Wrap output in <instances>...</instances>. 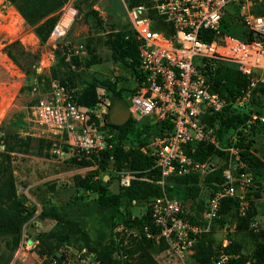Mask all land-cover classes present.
<instances>
[{
    "label": "rangeland",
    "instance_id": "374dc122",
    "mask_svg": "<svg viewBox=\"0 0 264 264\" xmlns=\"http://www.w3.org/2000/svg\"><path fill=\"white\" fill-rule=\"evenodd\" d=\"M252 3V8L264 15V0ZM64 5L70 6L75 15L64 38L52 43L48 36L40 40L8 0H0V186L9 178L21 207L31 214L21 226L15 250H10L7 237L0 236V264H51L50 257L55 258L54 264H78L81 259L87 264H98L97 255L101 251L110 254L117 264H130L137 256L131 254L133 244L140 239L136 220L146 213L150 200L130 202L118 193L116 206H104L98 201V192L89 189L92 182L103 184L107 177L112 180V190L105 187L108 194H116V180L139 174L148 180L153 172L151 168L130 169L119 160V154L128 150L143 155L141 148L154 134L152 121L126 120L115 126L109 122L114 110L125 108L135 88L130 68L114 59L109 47L115 33L129 30L126 17L118 0H66ZM59 14L60 10L46 17L54 20L52 26ZM226 33L237 38L243 30L235 24ZM51 82L65 87L79 102L87 103L80 105L88 114L86 127L101 133L105 146L102 151L107 149L110 156L104 168H99L83 152L47 139L29 121L26 108L46 98ZM262 92L258 87L249 93L240 112L247 119L218 137V148L214 147L226 155L225 148L243 137L245 142H251V152L263 164L254 170L237 167L233 174L235 189L244 192L247 202L253 194H260L259 201L253 200L255 214L247 223L251 234L237 228L242 217L237 209L231 210L209 223L207 230L196 238L191 254L177 255L163 243L152 245L148 251L156 264H195L194 246L198 243L210 249L207 264L216 260L225 264L229 256L223 248L229 241L239 244L240 254L253 261L256 242H264V122L256 120L248 127V121L251 116L264 119ZM25 143L26 151L7 153L8 158L5 157V144H17L23 150ZM202 162L212 163L215 168L224 166L217 153ZM206 176V179L198 177L201 210L193 207L192 212L196 223L203 222L202 206L211 190L209 185L218 180L208 177L210 174ZM151 178L161 188L170 185L169 180L161 183L157 172ZM174 197L181 201L180 197ZM1 208L5 210L6 206L0 200ZM51 212L78 223L95 251L86 250L78 236L51 219L47 215Z\"/></svg>",
    "mask_w": 264,
    "mask_h": 264
},
{
    "label": "built area",
    "instance_id": "2783aa9c",
    "mask_svg": "<svg viewBox=\"0 0 264 264\" xmlns=\"http://www.w3.org/2000/svg\"><path fill=\"white\" fill-rule=\"evenodd\" d=\"M118 1L137 42L138 65L133 76L135 88L125 106L127 120L150 119L158 128L141 152L150 158L151 169L157 171L161 183L172 177L212 173L214 164L195 161L187 151L191 152L195 144L218 148L219 115L226 108L240 113L249 93L264 85V15L255 13L252 0ZM68 11L72 12L71 20L63 26ZM74 15L70 6L61 7L48 34L50 42L64 38ZM224 23L238 24L250 38L228 35L222 31ZM216 63L234 66L245 80L244 89L229 100L210 90L212 74L208 66ZM26 110L29 121L47 139L100 158L104 138L86 127L88 114L65 87L51 82L46 98ZM256 120L264 122L263 117L251 116L248 127ZM224 152L222 183L203 202V222L196 223L180 200L162 192L149 203L151 227L141 230L146 239L154 245L165 244L177 255L191 254L196 238L218 217L221 200L234 199L238 215L245 216L248 202L244 192H237L233 184L236 168L244 164L234 145ZM128 179L121 178L120 184L128 186ZM50 263H55L54 257H50ZM78 264L87 261L81 259Z\"/></svg>",
    "mask_w": 264,
    "mask_h": 264
},
{
    "label": "trees",
    "instance_id": "16d2710c",
    "mask_svg": "<svg viewBox=\"0 0 264 264\" xmlns=\"http://www.w3.org/2000/svg\"><path fill=\"white\" fill-rule=\"evenodd\" d=\"M89 0H86L88 2ZM8 2L13 6L16 12L20 15L22 20L29 26L33 27L35 35L41 40L42 38L48 36L50 30L52 29V24L54 20L52 18H46L49 15L53 14L56 11H59L64 5L66 0H8ZM255 11V10H254ZM256 14L261 15L260 12ZM228 25L224 23L222 25V31L227 32ZM45 32V35L42 33ZM242 40L249 39L250 37L242 33V36L237 37ZM110 49L113 50V58L119 59L130 68L132 75H136V67L138 65L137 57V42L134 39L130 30L121 31L114 34L113 38L110 40L109 44ZM210 73L212 74V86L210 88L211 92L216 93L219 97L229 100L232 96H235L244 89L246 83L244 78L236 71L234 66L224 63L210 64L208 66ZM89 87V86H88ZM264 95V86H258ZM256 87V88H258ZM255 88V89H256ZM78 104L87 105L86 102H79ZM247 119L246 116L241 115L238 112H231L230 108H226L224 112L218 117L219 128L217 131V138L222 134L228 133L231 128H234L237 125L243 124ZM88 121L86 125H88ZM130 119L126 122L130 123ZM112 125V124H110ZM115 126V125H114ZM154 134L157 133V126L153 124ZM153 134V135H154ZM240 134V133H239ZM30 138H27V142ZM245 138H239V141L234 145L238 149V156L240 161L248 170L259 169L263 166L262 162L253 155L250 150L251 142L246 141ZM21 141V140H19ZM40 143L43 140H39ZM145 142V141H143ZM142 142V143H143ZM49 145V142L46 143ZM24 149L20 150L17 144L13 145H4L5 157L8 158L7 153H22L27 150L28 144L25 143ZM192 151H187V155L194 159L195 161L202 162L207 157L212 154L217 153L220 155L221 159L225 161L226 155L218 152L212 145H202L195 144L191 146ZM103 152V153H102ZM108 150L105 149L101 151L100 158L97 160L94 156H90L94 160L99 168H104L109 159ZM119 160L128 164L130 169L142 171L148 168H151V160L149 157L142 155L136 150H128L124 153L119 154ZM224 165V163H223ZM224 166L216 168L210 176L218 179L210 187V191L216 190L217 186L221 184V171ZM157 171L153 170L149 174L148 180H143L139 175H133L130 178V183L126 188H119L116 194H108L105 184H102L101 181L92 182L89 187L90 190L99 194L98 201L101 205L116 206V201L118 198V193L121 194L128 201H147L152 200L155 197H158L164 192L167 197L175 198L178 196L181 198V201L187 204L189 201L192 204L186 206L190 210V218H193V207L201 210V201L199 200V193L201 191L200 184L198 183V177L195 175H186L180 177H172L168 179L170 185L161 188L160 185L156 182V179L151 178L152 174ZM205 179L207 176L204 177ZM203 178V179H204ZM204 183V181H203ZM205 186L207 183H204ZM208 186V185H207ZM260 198L259 193L252 195V200H248V209L245 216L239 219L241 222L238 224L237 228L247 230V223L255 214L253 200L256 201ZM248 199V196H247ZM0 200L5 204L6 209L0 210V236L7 237V245L11 251L15 250L19 244L21 238V226L25 223L31 216L30 213L23 210L21 204L18 202L15 191L12 185L11 180L8 178L0 186ZM203 207V206H202ZM237 203L234 199H223L220 202L218 209V216H223L228 214L231 210L236 211ZM192 210V211H191ZM199 211V210H198ZM203 211V210H202ZM200 212V211H199ZM51 219H53L57 224L66 230L72 235H76L80 238L81 242L84 245V248L90 252H94L95 249L91 246L90 239L86 232L80 228L78 223L62 218L60 215L51 212L47 214ZM136 226L139 230L140 239L133 244L131 254L137 253V256L130 264H156V262L151 258L149 254V249H152L154 245L150 240L146 239L141 230L144 226L151 227L149 220V208H147L146 213L136 220ZM249 234L251 232L247 230ZM203 243H198L194 246V256L196 263L195 264H207L210 257V249L208 246H203ZM256 250L254 251L253 261H249L245 256L240 254L239 244H235L231 241L223 248V252L229 256L225 264H264V242H256ZM164 249V245L161 247ZM98 264H117L114 261L110 254H105L104 252H98L97 255Z\"/></svg>",
    "mask_w": 264,
    "mask_h": 264
},
{
    "label": "water",
    "instance_id": "95a60500",
    "mask_svg": "<svg viewBox=\"0 0 264 264\" xmlns=\"http://www.w3.org/2000/svg\"><path fill=\"white\" fill-rule=\"evenodd\" d=\"M128 114L125 108L120 110H114L109 117V122L113 125H121L127 120Z\"/></svg>",
    "mask_w": 264,
    "mask_h": 264
},
{
    "label": "crops",
    "instance_id": "0c3cea01",
    "mask_svg": "<svg viewBox=\"0 0 264 264\" xmlns=\"http://www.w3.org/2000/svg\"><path fill=\"white\" fill-rule=\"evenodd\" d=\"M261 161V160H260ZM104 182H103V184H105V187H108L110 190H112V186H111V181H110V179L109 178H107L106 177V181L105 180H103ZM120 181H121V178L120 179H118V180H116V182H115V184L116 185H114V186H116V190L118 191L119 190V188H126L127 186H122L121 184H120ZM129 183H130V179H128V185H129ZM113 193V192H112ZM257 201V200H256ZM258 201H259V199H258ZM130 202H135L136 203V201H134V200H132V201H130Z\"/></svg>",
    "mask_w": 264,
    "mask_h": 264
},
{
    "label": "bare ground",
    "instance_id": "6f19581e",
    "mask_svg": "<svg viewBox=\"0 0 264 264\" xmlns=\"http://www.w3.org/2000/svg\"><path fill=\"white\" fill-rule=\"evenodd\" d=\"M71 16H72V12L68 11L67 14L65 15L63 21H62V25L65 26L66 24H68V22L71 20Z\"/></svg>",
    "mask_w": 264,
    "mask_h": 264
}]
</instances>
